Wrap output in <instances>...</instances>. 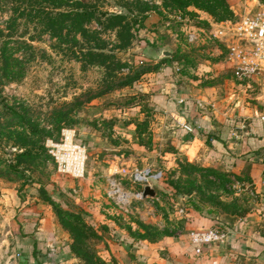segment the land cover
Returning a JSON list of instances; mask_svg holds the SVG:
<instances>
[{
  "label": "rangeland",
  "instance_id": "rangeland-1",
  "mask_svg": "<svg viewBox=\"0 0 264 264\" xmlns=\"http://www.w3.org/2000/svg\"><path fill=\"white\" fill-rule=\"evenodd\" d=\"M80 1L96 10L89 26L106 46L128 40L115 36L120 22L108 13L125 14L122 24L134 31L128 47L114 50L117 74L113 63L85 61L83 40L64 43L35 31L27 13L36 10V0H0V50L6 46L21 59L9 60V68L22 72L15 80L6 76L0 58L1 259L17 264L19 239L32 244L30 235L40 232L47 252L36 251L39 264H142L135 243L190 239L196 230L217 226L240 229L262 216L264 149L252 152L248 123L264 113V89L238 83L228 39L231 23L263 10L264 0H225L229 19L210 12L215 0ZM114 74L128 85L104 90ZM183 101L193 104L186 116ZM22 116L41 134L45 128L31 137L43 146L38 151L21 149L7 135ZM200 117L208 125L220 123L213 134L232 162L207 160L212 146L202 137L214 130ZM228 120L235 124L231 129L223 125ZM66 138L87 149L84 177L57 170L50 146ZM148 166L162 177L152 185L154 197H139L144 187L131 172ZM203 217L216 222L201 227ZM262 220L256 224L264 234ZM65 224L79 226L77 232ZM224 264H264V255L239 254Z\"/></svg>",
  "mask_w": 264,
  "mask_h": 264
},
{
  "label": "trees",
  "instance_id": "trees-1",
  "mask_svg": "<svg viewBox=\"0 0 264 264\" xmlns=\"http://www.w3.org/2000/svg\"><path fill=\"white\" fill-rule=\"evenodd\" d=\"M38 6L35 11H30L27 13V17L31 21L36 22V28L35 31H39L40 34H43L45 32L49 34L55 35L57 39L61 40L64 43H67L69 41H75L76 44L80 43L82 40L85 42L83 43L84 46L81 45L80 47V53L82 56H84L86 59L85 61H88L90 63H98L101 65H104L106 67L108 63H113L115 72L117 67H115L116 64L119 63V61H116V56L114 53L115 49H124L129 46L130 40L134 36V31L128 27L126 24H122L124 19L126 18L125 14L123 13H108L110 19H116L118 22H120L121 28L115 29V36L117 38H120L124 34L127 35V42L121 43L118 45H115L114 47H108L105 45V40L100 35L101 32L97 29H92L89 24L92 22L93 16L96 12V10L88 5H85L80 0H36ZM197 2L202 0H196ZM218 2V5L214 7V9H211L210 12L214 14L217 17H220V19H229L228 15L233 14L230 10V7L227 5L225 0H215ZM224 7L221 9L220 13H217V9L219 7ZM22 17V16H21ZM10 32L12 31V28H8ZM4 31L0 29V38L4 35ZM81 38V39H80ZM29 40L34 41V38H29ZM24 44L26 46L30 43L25 40ZM109 51V52H108ZM6 49V46H4L0 50V58L1 61H3V65L5 64V67H3V70H5V75L9 76L15 80L17 79L22 72L21 70H14V68L10 67V61H16L20 62L21 59L19 57H16L13 55H9ZM74 55L78 58L80 56L77 55V52ZM15 63V62H14ZM121 68V67H120ZM116 70V74H117ZM113 74V73H112ZM19 75V76H18ZM114 78V79H113ZM112 80L109 81V83L104 86V90H115L118 87H123L125 85H128V82H124L123 77H119L118 75L113 76ZM133 83V82H132ZM2 100V98H0ZM21 123L16 128H12L8 131L7 135H10V137H13V143L17 146H21V149H24L26 151H32L29 149V147H32V149L43 148L42 145H40L38 140L36 139L34 142H31V137L36 133H40L39 136L43 135L45 132V128L42 131V134L40 132V129L35 128V124L30 123L31 119L27 117H20ZM57 129H61V125L56 127ZM35 131V132H34ZM23 153L27 152H20L19 155H24ZM88 167L90 168V163L88 164ZM52 204L55 206L61 205V201L57 199L52 200ZM70 216H74L81 219V215L77 213L71 212L69 214ZM65 226L69 227V229L74 233V231L77 232L79 226H71L68 224H65Z\"/></svg>",
  "mask_w": 264,
  "mask_h": 264
},
{
  "label": "crops",
  "instance_id": "crops-1",
  "mask_svg": "<svg viewBox=\"0 0 264 264\" xmlns=\"http://www.w3.org/2000/svg\"><path fill=\"white\" fill-rule=\"evenodd\" d=\"M183 106L186 116L187 112L192 111L191 109L193 104L191 101H183ZM203 109H205V107ZM199 122L203 124L207 130H214V132L211 131L207 137L204 135L202 137L206 144L209 143L212 146V148H209L210 150L207 155V160L211 163H215L221 159H227L232 162L231 159L234 158L226 156L229 152L227 150L224 151L223 143H221V141L213 134L217 128L216 125L220 123L216 121V125L211 122L210 125H208L209 122H207L204 117H200ZM223 125L228 129L235 126V124L233 122L231 123L230 120L224 122ZM249 125L252 130H249L251 132V136L248 138V143L253 149L252 152L256 153L258 150L264 149V123L259 118L255 117L248 123V127ZM182 131L183 133L187 132L186 130ZM248 157L251 158L252 156L249 154ZM261 160L264 162V155ZM261 188H263L262 190L264 191V184ZM262 207L264 209V206ZM29 215L33 216L35 214L31 213ZM50 216L51 214H49V217ZM263 217L264 214L262 216H258L257 218L248 219L245 221L244 225L240 227V229L236 227L229 228L230 234L227 240L223 243L216 242L212 244L199 245L192 243L190 239L185 237L180 238L179 241H175L172 239L173 237L167 236L160 241L148 244L141 242L140 244L138 242L135 243V246L137 247L138 253H143L141 254V259L144 260L141 261L142 264H224L239 254L260 259L264 255V234H262L263 231L259 230L261 227L258 226V224ZM214 222H216V220L203 217V221L199 220L198 224L201 223V227H210V225ZM31 231L32 230H29L30 234ZM39 234L40 232H35L30 235L31 238L35 236L36 239L33 240L32 244L21 242L19 239L17 254L20 257L17 264H39L35 258L36 251H42L43 253L47 252L45 241L47 238L38 236ZM167 244L170 246L165 247ZM199 248L200 250L198 251ZM160 249L166 250L164 251ZM0 264H10V262L7 260V257H5L4 260L0 257Z\"/></svg>",
  "mask_w": 264,
  "mask_h": 264
},
{
  "label": "built area",
  "instance_id": "built-area-1",
  "mask_svg": "<svg viewBox=\"0 0 264 264\" xmlns=\"http://www.w3.org/2000/svg\"><path fill=\"white\" fill-rule=\"evenodd\" d=\"M232 37L229 47V63L240 85L252 87L259 83L264 89V9L257 14L245 16L241 20L231 23ZM258 118L264 123V113ZM50 154L54 158L58 172L72 178L84 177L86 173L87 149L85 146L74 142L72 138L62 143H53L50 146ZM162 173L151 167L135 168L131 172L134 183L152 186L160 180ZM143 190L137 193L143 196ZM122 192V195H126ZM230 232L220 226L200 229L190 234V240L194 244L206 245L216 242L223 243ZM200 248L198 249V251Z\"/></svg>",
  "mask_w": 264,
  "mask_h": 264
},
{
  "label": "water",
  "instance_id": "water-1",
  "mask_svg": "<svg viewBox=\"0 0 264 264\" xmlns=\"http://www.w3.org/2000/svg\"><path fill=\"white\" fill-rule=\"evenodd\" d=\"M163 55L171 56V52L170 51H163ZM155 195H156V190L152 186H150V185L145 186L144 191H143L144 198L154 197Z\"/></svg>",
  "mask_w": 264,
  "mask_h": 264
}]
</instances>
